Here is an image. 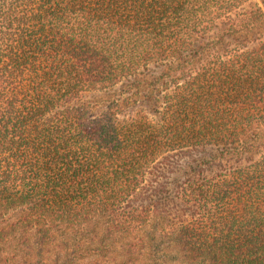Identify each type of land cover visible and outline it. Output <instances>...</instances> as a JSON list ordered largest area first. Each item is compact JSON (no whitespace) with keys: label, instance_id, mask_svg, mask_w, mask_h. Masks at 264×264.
<instances>
[{"label":"trees","instance_id":"1","mask_svg":"<svg viewBox=\"0 0 264 264\" xmlns=\"http://www.w3.org/2000/svg\"><path fill=\"white\" fill-rule=\"evenodd\" d=\"M117 248L264 264V0H0V264Z\"/></svg>","mask_w":264,"mask_h":264},{"label":"rangeland","instance_id":"2","mask_svg":"<svg viewBox=\"0 0 264 264\" xmlns=\"http://www.w3.org/2000/svg\"><path fill=\"white\" fill-rule=\"evenodd\" d=\"M153 73H154L153 76H156V74H158L157 71H154ZM149 76L151 77L152 75H149ZM143 87L144 89H149V86L147 84H144ZM112 97H114V94H112L111 92H106V93H97L95 94L93 98L94 100L96 99L100 103H103V102H106L107 99H110ZM136 97L139 98V95H136ZM143 104L144 102H141V104H137L136 107L134 108L135 111H138L141 108L144 109L145 107H142ZM169 186L171 187V185ZM166 254L168 255H165L164 258L171 259L173 252L167 251ZM31 257L30 258L33 259V257L35 256L33 255ZM44 257H45L44 262H48L47 257H49V255H45ZM44 257L41 256V258H44ZM131 258L132 256L130 257V255L124 254L119 248H117L116 250H112L107 253H95L93 255H89L85 259H81L78 264H143L142 261H138V260L134 261V260H131ZM34 260H33V263L29 261L27 263H23V261L20 259L19 264H35ZM143 261L145 263H148V261H151L152 264H158V256L151 258L149 260L147 258H144ZM15 264H18V263H15Z\"/></svg>","mask_w":264,"mask_h":264}]
</instances>
